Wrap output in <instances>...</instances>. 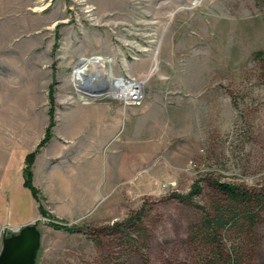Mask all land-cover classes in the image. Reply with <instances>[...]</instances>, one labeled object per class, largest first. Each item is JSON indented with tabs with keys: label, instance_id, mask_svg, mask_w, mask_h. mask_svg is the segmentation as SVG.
I'll return each instance as SVG.
<instances>
[{
	"label": "rangeland",
	"instance_id": "1",
	"mask_svg": "<svg viewBox=\"0 0 264 264\" xmlns=\"http://www.w3.org/2000/svg\"><path fill=\"white\" fill-rule=\"evenodd\" d=\"M259 50L264 0H0V159L23 124L45 115L55 123L59 111L75 102L108 99L147 115L165 107L175 110L172 116L182 112L176 114L180 121L152 134L156 152L136 176L140 184L112 192L105 206L111 217L70 223L47 208L55 221L83 231L55 229L42 217L36 264H105L118 257L126 264L189 262L197 205L215 197L210 182L264 186ZM92 57L102 58L114 78L140 83L142 104L110 95L115 87L80 92L74 65ZM195 184L202 194L182 201ZM130 221L131 230L143 227L147 242L143 236L126 249L112 232L116 223ZM255 231V264H264V210ZM12 234L0 230V252Z\"/></svg>",
	"mask_w": 264,
	"mask_h": 264
},
{
	"label": "crops",
	"instance_id": "2",
	"mask_svg": "<svg viewBox=\"0 0 264 264\" xmlns=\"http://www.w3.org/2000/svg\"><path fill=\"white\" fill-rule=\"evenodd\" d=\"M185 109L189 111L190 107ZM173 111L165 107L161 114L147 115L108 99L89 104L75 102L61 109L51 139L33 163V184L41 191L46 208L70 223H100L111 217L112 210L106 214V207L111 205L108 198L120 186L133 188L140 184L135 182L136 176L150 165L156 152L152 136L161 133V126H168V122L180 121L176 114L182 112L172 116ZM45 117L23 124L20 135L9 139L3 150L0 230L34 225L43 217L37 200L24 184L23 170L27 154L45 136L50 123ZM184 122L191 127L189 121ZM169 130L174 132L171 126Z\"/></svg>",
	"mask_w": 264,
	"mask_h": 264
},
{
	"label": "trees",
	"instance_id": "3",
	"mask_svg": "<svg viewBox=\"0 0 264 264\" xmlns=\"http://www.w3.org/2000/svg\"><path fill=\"white\" fill-rule=\"evenodd\" d=\"M264 63V50L255 54ZM53 97L51 95V117L53 118ZM54 120L46 130L45 137L37 148L27 154L24 167V184L28 187L39 204L43 217L50 218L48 224L55 229L70 233L82 232L81 228L55 221L44 204L41 191L33 184V163L41 148L51 139ZM215 193L211 202L197 205L201 214L198 221L190 228V244L194 254L189 262H171L167 264H255L257 256L256 227L260 215L264 210V186L249 188L240 185L213 180L209 184ZM203 188L195 184L191 192L181 197L182 201L190 203L192 198L201 195ZM134 222L116 223L114 232L119 238L122 248H131L139 245L140 239H147L146 232L140 225L131 230ZM105 229H102L104 232ZM147 242V240H146ZM148 245L146 244L145 247ZM105 264H126L119 257L115 261Z\"/></svg>",
	"mask_w": 264,
	"mask_h": 264
},
{
	"label": "bare ground",
	"instance_id": "4",
	"mask_svg": "<svg viewBox=\"0 0 264 264\" xmlns=\"http://www.w3.org/2000/svg\"><path fill=\"white\" fill-rule=\"evenodd\" d=\"M105 64L106 62L100 57L78 60L74 70L76 87L84 86L95 91L104 88L106 91H111V87H115L116 91L114 93L109 92L110 95L132 103L131 96L136 92L141 93V84L114 78L112 74L107 73Z\"/></svg>",
	"mask_w": 264,
	"mask_h": 264
},
{
	"label": "water",
	"instance_id": "5",
	"mask_svg": "<svg viewBox=\"0 0 264 264\" xmlns=\"http://www.w3.org/2000/svg\"><path fill=\"white\" fill-rule=\"evenodd\" d=\"M104 89L95 91L84 86L78 88L80 92L86 95L103 93ZM41 237L37 224L23 226L17 233L5 236L0 252V264H36Z\"/></svg>",
	"mask_w": 264,
	"mask_h": 264
},
{
	"label": "built area",
	"instance_id": "6",
	"mask_svg": "<svg viewBox=\"0 0 264 264\" xmlns=\"http://www.w3.org/2000/svg\"><path fill=\"white\" fill-rule=\"evenodd\" d=\"M130 100L133 105H141L143 102V94L136 92L132 94ZM4 229H6L7 232H14V233L20 230V228H13V227H5Z\"/></svg>",
	"mask_w": 264,
	"mask_h": 264
}]
</instances>
